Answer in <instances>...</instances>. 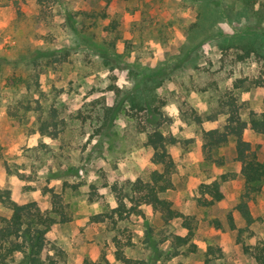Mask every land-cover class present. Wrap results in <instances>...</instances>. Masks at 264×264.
Masks as SVG:
<instances>
[{
  "label": "rangeland",
  "instance_id": "rangeland-1",
  "mask_svg": "<svg viewBox=\"0 0 264 264\" xmlns=\"http://www.w3.org/2000/svg\"><path fill=\"white\" fill-rule=\"evenodd\" d=\"M261 1L0 0V191L42 209L50 208L52 191L59 193L70 216L47 232L45 264H123L115 257V236L125 256L148 264H260L252 251L264 244V182L250 201L255 220L237 240L228 213L245 227L234 208L244 180L234 143L210 159L202 145L205 130L225 123L227 101L242 118L264 108V60H238L234 49L218 45L225 35L264 31L253 15ZM208 3L216 22L195 37ZM36 49L46 54L35 59ZM152 71L161 74L151 86L157 110L149 115L127 97ZM147 117L175 139L167 143L176 163L173 186L163 195L191 218L194 251L186 245L171 255L167 237L187 230L181 218L166 223L149 205L116 223L91 221L116 206L113 184L122 187L159 168L145 144ZM41 121L51 134L38 130ZM243 136L264 162V135L245 129ZM222 174L223 199L199 205L200 183ZM9 213L0 201V215ZM147 227L159 257L145 242Z\"/></svg>",
  "mask_w": 264,
  "mask_h": 264
},
{
  "label": "trees",
  "instance_id": "trees-1",
  "mask_svg": "<svg viewBox=\"0 0 264 264\" xmlns=\"http://www.w3.org/2000/svg\"><path fill=\"white\" fill-rule=\"evenodd\" d=\"M216 9L210 7L209 3L203 6L199 16V25L194 30V36L207 33L214 26L216 19ZM253 15L259 22H264V0L259 6L253 9ZM218 45L222 50L234 49L238 60L255 56L264 60V31L247 30L234 35H225L218 39ZM35 59L44 56L46 52L36 49ZM52 55V53H51ZM161 74L159 72L146 73L139 80L132 95H128L133 107L145 110L149 115L156 112V108L150 104L152 96L151 86L158 81ZM227 117L221 127H212L203 133V152L206 158L211 157L212 151L233 141L235 150V160L239 163V173L244 180V188L239 195L234 208L238 211L245 222V227H237L234 223L232 213H228V223L231 229L237 230V240L244 230L254 222L255 218L251 212L250 201L257 195L264 182V162L257 158V154L252 150L251 143L243 136L245 129H251L256 133L264 135V108L260 111L250 110L247 118H242L238 108L232 101H227ZM112 108L109 107L110 111ZM108 111L103 112V120ZM153 118V119H152ZM152 124L145 129V144L152 149L151 161L158 165L147 173L145 178L138 177L133 181H127L122 187L113 184L111 187L115 192L116 206L111 212L102 211L91 216L93 222H106L113 220H124L130 214H142L140 205H149L158 212L162 220L166 223L181 218V225L187 230L185 234L172 233L167 238L170 240L171 255L180 253L181 248L188 245L191 250H196V245L190 243L194 235L192 220L190 217L177 211L172 201L167 199L163 193L173 186L172 174L176 171V163L170 155L167 143L174 142L175 139L168 138L159 128V123L154 117H147ZM106 121V119H105ZM38 130L41 133L51 134L49 125L40 122ZM56 134V132H53ZM227 178L226 174L220 175L219 179L203 182L199 185V196L197 203L202 206H211L224 197L221 183ZM9 190L0 191V201L9 208V216L0 215V264H45L44 253L47 249V232L56 223H64L70 220L65 205L59 193L53 192L50 208L42 209L35 201L18 203L10 198ZM91 191L89 199L93 201L95 197ZM170 237V238H169ZM116 251L115 257L123 264H148L147 260L133 259L124 255L120 240L113 238ZM145 242L151 246L153 255L159 257L161 249L152 237V228L147 227ZM211 249V247H208ZM247 249V247H246ZM19 255V257H17ZM252 255L255 260L264 264V244L253 247Z\"/></svg>",
  "mask_w": 264,
  "mask_h": 264
}]
</instances>
